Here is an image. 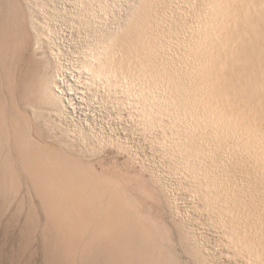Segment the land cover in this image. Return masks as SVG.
I'll list each match as a JSON object with an SVG mask.
<instances>
[{
    "label": "bare ground",
    "instance_id": "1",
    "mask_svg": "<svg viewBox=\"0 0 264 264\" xmlns=\"http://www.w3.org/2000/svg\"><path fill=\"white\" fill-rule=\"evenodd\" d=\"M28 1L40 12L49 6V0ZM80 2L78 15L85 17V26L100 17L99 8L107 7L105 1ZM159 2L141 0L131 6L123 28L85 38L78 52V71L88 84H97L135 114L145 130L159 132L158 144L165 152L177 153L181 167L198 178L216 221L241 250L264 264V0H207L196 23L180 35L173 28L185 19L181 21V14L166 17ZM30 25L35 40L28 57L18 9L0 28V46L8 51L9 84L16 66L25 65L19 76L27 111L36 113L37 92L49 119L55 116L51 121L58 132L51 136L52 143L67 144L61 149L69 148L70 141L85 148L110 144L111 139H102L93 128L71 123L75 109L53 42L56 32L46 25L43 40L33 17ZM36 56L45 60L37 71ZM17 137L22 162L39 185L36 191L47 213V231L56 234L68 231L67 225L76 228L75 217L80 215L91 235L88 241L93 238L104 257L110 250L111 264H170L153 240L134 227L116 196L93 177H84L78 165L56 151L33 146L21 131ZM113 145L123 150L121 143L113 141Z\"/></svg>",
    "mask_w": 264,
    "mask_h": 264
},
{
    "label": "rangeland",
    "instance_id": "2",
    "mask_svg": "<svg viewBox=\"0 0 264 264\" xmlns=\"http://www.w3.org/2000/svg\"><path fill=\"white\" fill-rule=\"evenodd\" d=\"M79 1L49 0L47 10L40 12L39 6L28 0H0V28L13 17L14 8L20 12L27 57L35 40L30 25L32 17L36 27L43 31V40L48 26L56 32L53 42L64 70L67 95L75 109L71 123L93 128L102 139H113L110 144L90 148L70 140L69 148L65 149L61 148L67 144L52 143L51 136L58 132L51 121L55 116L52 114L49 119L37 92L33 100L36 113L25 108L19 76L25 66L23 62L16 66L10 90L5 66L8 51L0 46V264H105L106 261L111 264V251L107 250L109 256L104 257L95 240L91 237L88 241L91 235L80 215L75 217L76 228L67 225L68 231L56 234L46 230L47 213L36 191L39 185L31 176V169L22 162L19 131L28 143L56 151L69 163L78 165L80 174L93 177L101 188L116 196L134 227L153 240L170 264H257L254 257L233 242L207 208L198 178L181 167L177 153L165 152L158 144L159 132L151 134L145 130L135 114L107 96L97 84H88L85 75L78 71L85 38L88 40L97 33L104 36L112 29L117 31L129 21L131 6L141 0H88L105 1L107 7L99 8L100 17L94 22L90 19L91 23L86 21V26L85 17L78 15V6L82 4ZM206 1L160 0L159 8L168 18L181 14V21L185 19L173 28L180 35L188 33L187 27L196 23ZM44 59L49 60L47 53ZM44 61L36 56L35 71L42 68ZM113 141L124 145L123 150L113 145ZM236 174L241 177L240 168Z\"/></svg>",
    "mask_w": 264,
    "mask_h": 264
}]
</instances>
